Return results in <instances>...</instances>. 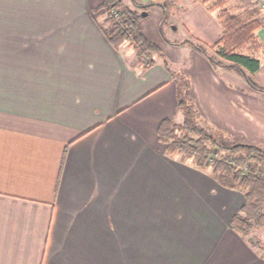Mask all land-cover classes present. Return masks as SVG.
I'll list each match as a JSON object with an SVG mask.
<instances>
[{"label": "crops", "instance_id": "0c3cea01", "mask_svg": "<svg viewBox=\"0 0 264 264\" xmlns=\"http://www.w3.org/2000/svg\"><path fill=\"white\" fill-rule=\"evenodd\" d=\"M159 1L138 20L160 44L145 63L132 36L110 38L103 0H0V264H264L230 223L244 194L159 137L184 120L180 76L208 122L258 145L264 92L182 42L213 45L216 13ZM169 13L175 33L157 42L151 21Z\"/></svg>", "mask_w": 264, "mask_h": 264}, {"label": "trees", "instance_id": "16d2710c", "mask_svg": "<svg viewBox=\"0 0 264 264\" xmlns=\"http://www.w3.org/2000/svg\"><path fill=\"white\" fill-rule=\"evenodd\" d=\"M194 1L202 3L209 11L216 13L223 31L213 45H207L200 40L182 42L189 43L206 55L215 67L221 66L236 71L253 89L264 92V85L253 77L261 67V60L256 53L264 49V42L258 35L259 29L264 25L263 20L250 10L233 13L226 7L230 0ZM133 3L142 9L160 5L159 0L148 4H140L133 0ZM163 5L166 10L167 5ZM101 7L111 15L113 35L110 38L113 41L120 43L132 36V43L139 55L160 51V47L147 39L138 27L139 16L124 7L122 0H103ZM114 9L119 11L120 22L112 15ZM160 34L165 37L162 26ZM165 64L169 67L167 60ZM180 79L179 104L184 111V120L181 123L175 122L172 118L164 120L159 129V137L165 143L169 155L180 153L193 158L200 169L210 167L214 177L222 185L244 194L245 202L233 215L230 223L252 243L251 232L254 229L264 231V147L249 143L245 138L238 140V136H229L230 134L227 135L225 132L219 136L215 135L210 130L211 126L207 127L209 124L201 116L191 95L188 77L183 75ZM200 117L206 121L207 126L199 123ZM262 249L264 250L263 247Z\"/></svg>", "mask_w": 264, "mask_h": 264}, {"label": "rangeland", "instance_id": "374dc122", "mask_svg": "<svg viewBox=\"0 0 264 264\" xmlns=\"http://www.w3.org/2000/svg\"><path fill=\"white\" fill-rule=\"evenodd\" d=\"M122 1H123V6L124 7H127L131 11H133L135 13L134 15H138L139 16V20L142 19V14H143V12H146L145 10H143L142 8L137 7L133 3V0H122ZM161 1L168 6L169 12H171V13L174 12V11H177V10H180L181 9L180 8V5H182V4H181L180 0H161ZM226 7H228L233 13H239V12H242L243 10H250V11H252V8L256 9V5H255V2L253 0H230L226 4ZM114 10H116V9H114ZM110 16H111L110 13H107V17H108L109 20L111 18ZM151 18L153 19V17H151ZM166 18L167 19L164 18L162 20L161 26L163 27V31H164V33L166 35L172 36V34L175 33L172 30L175 27V24H173V22H171L172 21L171 20L172 19V16H171L170 13H169V15L166 16ZM109 22L112 24L111 21H109ZM151 22H152V24L150 25L149 35H150V37L152 39H157V42H158L159 37L161 35L160 34V27L161 26L160 27L157 26V28H156V26L153 23V21H151ZM179 33L181 34V31H179ZM154 43L157 44L156 43V40H155ZM157 45H160V44L158 43ZM155 52H156V54L153 53L152 51L151 52H148V53H145V54H142V55H140V59L143 62H145V63H149L151 61L152 54L157 55L158 52L157 51H155ZM201 116L208 122V119L205 118V116H203L202 114H201ZM258 118H260V120H261L260 123L263 124L264 123L263 122L264 121V118L261 115V113L258 116ZM204 119H202V118L201 119H198L199 123L202 124V125H205L206 124V121ZM208 124H209V126H207V124H206V126L207 127H210L211 126V129L210 130L215 135H217V136L221 135L222 132H225L227 135L230 134L229 136H232V135L233 136H238V140L244 138L243 136H241V134H233L229 130L219 128V127L215 126L214 124H211L210 122H208ZM245 141H247V140L245 139ZM247 142H249V141H247ZM249 143H251V142H249ZM260 145L264 147V143H262ZM215 156H216V153H215ZM250 238H252V240L254 242V243L253 242L252 243L255 244V246L258 247L260 250H262V247L264 248V231H263V229H254L251 232Z\"/></svg>", "mask_w": 264, "mask_h": 264}, {"label": "built area", "instance_id": "2783aa9c", "mask_svg": "<svg viewBox=\"0 0 264 264\" xmlns=\"http://www.w3.org/2000/svg\"><path fill=\"white\" fill-rule=\"evenodd\" d=\"M112 15L114 16L115 20H117L119 22L121 21L120 14H119V11L118 10H113Z\"/></svg>", "mask_w": 264, "mask_h": 264}, {"label": "water", "instance_id": "95a60500", "mask_svg": "<svg viewBox=\"0 0 264 264\" xmlns=\"http://www.w3.org/2000/svg\"><path fill=\"white\" fill-rule=\"evenodd\" d=\"M145 14H146V12L143 13V15H145Z\"/></svg>", "mask_w": 264, "mask_h": 264}]
</instances>
